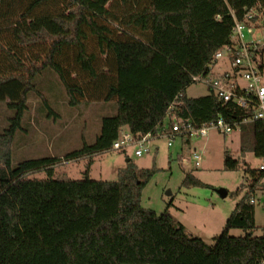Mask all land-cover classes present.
Listing matches in <instances>:
<instances>
[{
	"label": "trees",
	"instance_id": "trees-1",
	"mask_svg": "<svg viewBox=\"0 0 264 264\" xmlns=\"http://www.w3.org/2000/svg\"><path fill=\"white\" fill-rule=\"evenodd\" d=\"M258 1L185 0L180 8L161 9L156 0H0V101L15 110L0 133V264H264V236L253 233L251 202L264 171L245 166L248 191L209 244L189 235L168 211L142 206L155 167L139 168L130 159L115 181L54 178L61 156L18 164L11 158L30 93L41 95L35 79L48 68L71 105L117 102L95 141L67 153L68 161L111 150L124 128L157 135L172 106L195 126L249 117L252 109L209 92L188 97L186 90L231 43L233 13L241 19ZM21 2L25 9L14 21ZM240 130L242 150L263 157L264 122L241 123ZM224 164L233 170L239 161L226 151ZM42 170L47 177H30ZM200 184L186 173L183 185ZM232 229L245 234L231 235Z\"/></svg>",
	"mask_w": 264,
	"mask_h": 264
},
{
	"label": "rangeland",
	"instance_id": "rangeland-1",
	"mask_svg": "<svg viewBox=\"0 0 264 264\" xmlns=\"http://www.w3.org/2000/svg\"><path fill=\"white\" fill-rule=\"evenodd\" d=\"M17 1V0H16ZM185 0H156L161 9H175L184 5ZM26 3L16 4V11L11 19L21 18ZM13 12V11H12ZM10 18V17H9ZM225 60H220L222 64ZM216 67L222 69L225 65ZM37 92H31L27 109L11 144L13 164L27 159L48 156H61L62 160L54 166V178L91 179L115 181L118 172L126 167L130 158L139 168H157L156 173L142 190L141 204L157 214L168 211L186 232L203 239L209 244L220 235L226 221L236 204L248 191L250 175L245 166L259 169L261 158L255 156L251 148L242 150L240 127L230 133L222 134L211 131L207 138L177 136L172 146L163 133L151 140L148 152L138 156L133 147L124 151L109 150L81 159L66 160L67 153L92 144L101 132V122L106 116L117 111V102L95 101L71 105L58 74L48 68L35 79ZM209 92L200 82L192 83L186 90L188 97H199ZM15 110L6 101H0V133L11 124ZM170 116H172L170 114ZM251 144H249L250 146ZM201 152L199 166L191 160L193 151ZM228 151L239 166L233 170L225 169V152ZM189 159L184 165L182 159ZM187 172L198 178L200 185H183ZM32 178H45V171L30 175ZM223 188L227 195L222 197L218 189ZM240 191L236 193L237 190ZM255 205V236H264V179L255 192L251 193ZM234 236L244 235L242 229H232Z\"/></svg>",
	"mask_w": 264,
	"mask_h": 264
},
{
	"label": "built area",
	"instance_id": "built-area-1",
	"mask_svg": "<svg viewBox=\"0 0 264 264\" xmlns=\"http://www.w3.org/2000/svg\"><path fill=\"white\" fill-rule=\"evenodd\" d=\"M233 18L231 43L214 54L207 74L196 75L193 81L205 84L209 93L224 103L234 102L240 108L252 109L253 113L235 123L219 117L201 126H195L191 120L177 117L172 106L166 118L167 125L161 134L167 136L169 146L173 145L177 136L207 138L213 130L227 134L240 127L241 123L256 120L264 122V7L259 0L246 10L241 19L234 13ZM222 59L225 60V64L219 63ZM218 64L220 67L225 66L216 70ZM159 134L135 135L129 130L122 129L111 150L122 151L133 147L135 155L141 156L150 150L151 140ZM260 158L258 170L264 171V156ZM201 159V152L194 150L191 160L196 166H199ZM182 163L188 165L189 159L183 158ZM251 202L254 203V200L251 199Z\"/></svg>",
	"mask_w": 264,
	"mask_h": 264
},
{
	"label": "water",
	"instance_id": "water-1",
	"mask_svg": "<svg viewBox=\"0 0 264 264\" xmlns=\"http://www.w3.org/2000/svg\"><path fill=\"white\" fill-rule=\"evenodd\" d=\"M218 192L222 197H225L227 195V191L223 188L218 189Z\"/></svg>",
	"mask_w": 264,
	"mask_h": 264
},
{
	"label": "crops",
	"instance_id": "crops-1",
	"mask_svg": "<svg viewBox=\"0 0 264 264\" xmlns=\"http://www.w3.org/2000/svg\"><path fill=\"white\" fill-rule=\"evenodd\" d=\"M167 125V119L165 120V126ZM126 129V128H124ZM128 160H130V158H127L126 162H128Z\"/></svg>",
	"mask_w": 264,
	"mask_h": 264
}]
</instances>
